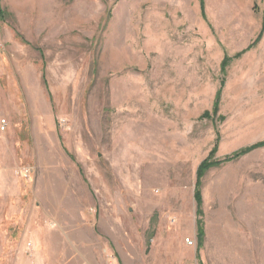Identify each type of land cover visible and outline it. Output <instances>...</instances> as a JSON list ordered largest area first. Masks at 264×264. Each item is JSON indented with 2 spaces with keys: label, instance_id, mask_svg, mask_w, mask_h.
<instances>
[{
  "label": "rangeland",
  "instance_id": "1",
  "mask_svg": "<svg viewBox=\"0 0 264 264\" xmlns=\"http://www.w3.org/2000/svg\"><path fill=\"white\" fill-rule=\"evenodd\" d=\"M201 1L0 0V264H264V149L195 200L264 141V0Z\"/></svg>",
  "mask_w": 264,
  "mask_h": 264
},
{
  "label": "trees",
  "instance_id": "2",
  "mask_svg": "<svg viewBox=\"0 0 264 264\" xmlns=\"http://www.w3.org/2000/svg\"><path fill=\"white\" fill-rule=\"evenodd\" d=\"M202 4H201V10L203 11L202 13H204L205 11V5L203 3V0L201 1ZM4 17V12L1 10L0 8V19ZM263 33H264V24H263V28H262V31L258 37V40L259 41L262 36H263ZM240 55L237 56V58H239ZM230 62V59L228 58H225L224 61L222 62V72L223 73H226V68L228 66ZM225 86V80H223L221 82V89H220V92H219V96L217 98V101L216 103L214 104V108H213V114L214 115H217L219 113V103H220V96H221V93H222V90ZM208 112H206L203 117L206 118L208 116ZM219 137L216 139V145L214 146L213 150L211 151L208 159H206L205 161L202 162V164L200 165V167L198 168L197 170V176H196V193H195V200H196V203H197V224H198V229H199V234H198V239L199 240H202L203 236H204V233H203V225H202V217H203V213L201 211V206H202V196H201V191H200V187H201V181L202 179L206 176V174L211 171L212 169L214 168H217L219 167L220 165H223L224 163H230V162H233V161H236L238 160L239 158H242L246 155H249L257 150H260V149H264V141L262 142H259L257 144H254L250 147H247V148H244V149H241L239 150L238 152L234 153L232 156L230 157H227L226 159H224L222 162H219V161H214L212 162L213 160V157L215 156V154L217 153L218 151V145H219Z\"/></svg>",
  "mask_w": 264,
  "mask_h": 264
}]
</instances>
